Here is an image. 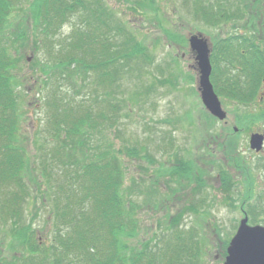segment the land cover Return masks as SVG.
<instances>
[{
	"label": "trees",
	"instance_id": "16d2710c",
	"mask_svg": "<svg viewBox=\"0 0 264 264\" xmlns=\"http://www.w3.org/2000/svg\"><path fill=\"white\" fill-rule=\"evenodd\" d=\"M219 1L207 7L217 21L237 17L248 24L258 17L251 15L254 0ZM129 20L106 0H0V243L9 241L7 253L0 245V264H204L201 235L185 230L181 211L166 213L167 226L142 235L139 212L148 203L158 208V180L146 200L133 198L145 191L139 177L132 176L126 192L124 160L143 159L149 145L127 142L125 117L161 92L158 83L172 89L180 83L175 74L151 72L156 55ZM29 51L33 74L23 71ZM214 51L215 86L244 80L232 66L219 68ZM244 67H251L249 59ZM150 72L155 80L147 83ZM30 82L39 105L33 155L22 133ZM162 138L160 150H171L175 163L162 164L156 174L167 175L168 188L177 192L173 182L191 180V165L171 129ZM43 210L45 223L38 228ZM42 231L48 232L45 240ZM9 251L15 253L9 257Z\"/></svg>",
	"mask_w": 264,
	"mask_h": 264
},
{
	"label": "rangeland",
	"instance_id": "374dc122",
	"mask_svg": "<svg viewBox=\"0 0 264 264\" xmlns=\"http://www.w3.org/2000/svg\"><path fill=\"white\" fill-rule=\"evenodd\" d=\"M106 1L119 11L121 10L124 16L130 19L129 23L137 37L147 44L152 53L156 55L151 72L162 78L172 77L175 74L180 80L177 89H172L170 84L159 85L158 83L157 89L161 92L155 94L144 104L139 103L136 105L132 117H125V121L129 126L125 130L126 133H124V136L128 139L127 142L129 144L140 142L149 145V154L144 153L143 159L130 160L127 156L124 160L127 166L125 176L127 191L126 189L125 191L129 192V188L133 187L131 183L132 176L139 177L138 181L143 183L145 191L140 195L141 198L137 196H133V198L140 202V200H146L150 194L147 189L155 188L156 185L154 186L152 182L159 181L157 183V188H160V193H157L159 197L158 208L148 203L145 204L143 212H139L141 228L143 229L142 235L147 238L154 230L159 231L160 225L167 226L169 215L166 216V213L169 212L170 216H173L181 211L179 212L182 213V218L179 220L180 224L186 225L185 230L197 231L199 236L201 235L204 264H223L226 256L224 252H227L230 239L237 230L240 215L233 209L231 199H222L218 193H215V186L217 185L215 177L217 174L215 175V172H210L209 176L211 177L207 179L210 187L205 190L202 187V185L204 186L202 182L204 170L207 167L203 150L206 143L213 140L211 136L212 133L216 132V124L215 128L210 130V126L213 127L215 122L207 115L208 112L204 108L199 95L198 68L195 55L189 47L188 37L193 32H202L204 36L208 37L214 48L215 44L218 45L222 40L228 39L237 32L252 30L264 32V0L251 2L254 5L251 15H257L258 17L254 22L248 24L244 23L245 19L238 20L237 17H231V20L222 22L213 19L208 9L211 4L221 3L219 0H201L198 3H195L198 0ZM226 4H229L228 1ZM63 31L65 33L70 31V27L66 25ZM214 52L215 56L213 55V57L216 59L214 62L221 68L220 64L224 66L223 57L231 55L226 54L222 57L218 47ZM28 55H31L30 51ZM174 56L178 57L180 65L174 63ZM31 62V59L26 60L23 66L24 73H34L33 68L30 67ZM233 64L241 70L239 67L241 63L234 60ZM159 67L163 68L164 74H160ZM151 72L148 73L147 83L155 80ZM217 73L212 77L214 84L218 80ZM30 84L31 82L26 86L30 94L24 96L23 103L28 111L29 118L24 123L22 133L28 151L33 155L37 151V127L35 125L39 105L34 102L37 99H33L35 91ZM160 118H171L176 121H174V124L160 123ZM174 125L175 127H173ZM170 129L176 137V149L181 155H184L186 160L191 159L192 163L190 172L193 174H190L191 180L186 178L181 184L173 182L172 187L176 188L177 192L172 188H168L167 175L157 176L158 174H156V168L161 167L162 164L175 163V155L171 150L169 152L160 150L163 143L162 136ZM162 131L166 132L162 133ZM39 141L44 146L46 145L42 135ZM212 144H215V142ZM120 145H122V137L117 139V146ZM155 158L157 161H154ZM140 166L142 169H140ZM206 175L207 173H205ZM44 211L35 221L38 228H41L45 223L46 214ZM174 223L175 221L172 225ZM47 231H42L39 234L43 240L48 236ZM4 244H9V241L3 244L0 243L3 254L9 250L8 245L4 249ZM14 253L9 251L8 256L11 257Z\"/></svg>",
	"mask_w": 264,
	"mask_h": 264
},
{
	"label": "flooded vegetation",
	"instance_id": "af4514ba",
	"mask_svg": "<svg viewBox=\"0 0 264 264\" xmlns=\"http://www.w3.org/2000/svg\"><path fill=\"white\" fill-rule=\"evenodd\" d=\"M239 34L246 41L236 37ZM239 34L218 43L222 57L233 55L223 57L224 66H232L244 80L218 82L217 92L225 118L212 116L204 106L215 122L210 130L216 124V132L203 150L207 167L202 187L203 190L210 187L207 179L211 177L210 172H215V193L222 199L232 200L233 209L240 215L239 224L247 217L250 225L264 226V32L252 30ZM248 59L251 67L244 70ZM234 60L241 63V70L233 64ZM188 164H192L191 159Z\"/></svg>",
	"mask_w": 264,
	"mask_h": 264
},
{
	"label": "water",
	"instance_id": "95a60500",
	"mask_svg": "<svg viewBox=\"0 0 264 264\" xmlns=\"http://www.w3.org/2000/svg\"><path fill=\"white\" fill-rule=\"evenodd\" d=\"M189 47L195 55L198 68V90L206 108L216 117L223 119L226 112L211 81L212 63L208 37L202 32H193L188 37ZM29 60L31 57L28 58ZM224 264H264V226L249 225L243 218L236 234L228 246Z\"/></svg>",
	"mask_w": 264,
	"mask_h": 264
}]
</instances>
